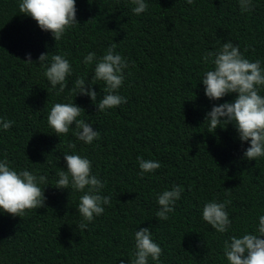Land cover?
<instances>
[{
	"label": "trees",
	"instance_id": "obj_1",
	"mask_svg": "<svg viewBox=\"0 0 264 264\" xmlns=\"http://www.w3.org/2000/svg\"><path fill=\"white\" fill-rule=\"evenodd\" d=\"M20 2L0 0V120L14 121L8 130L0 127V161L45 175L49 185H40L45 206L23 218L0 210V264H131L135 232L145 227L163 249L160 264H229L224 242L256 234L264 215V157L244 158L250 142L239 139L234 124L208 131L213 105L234 102L237 94L206 96L202 78L214 65L203 56L231 42L264 69V0H252V11L243 13L239 0H145L149 7L140 15L131 0H76L79 22L57 42L20 12ZM113 44L129 64L117 93L127 103L98 112L90 96L71 89L83 78L99 102L105 83H90L97 61H83L89 52L98 60ZM57 54L73 69L59 95V85L44 75ZM56 103L83 108L78 119L99 139L80 141L75 122L68 134H55L47 117ZM65 153L88 158L92 174L106 182L100 194L111 197L83 232L77 206L84 193L55 187L57 173L66 171ZM138 156L162 166L141 176ZM174 185L183 187L181 198L168 220H158L157 196ZM212 200L231 201L225 233L202 218Z\"/></svg>",
	"mask_w": 264,
	"mask_h": 264
},
{
	"label": "clouds",
	"instance_id": "obj_2",
	"mask_svg": "<svg viewBox=\"0 0 264 264\" xmlns=\"http://www.w3.org/2000/svg\"><path fill=\"white\" fill-rule=\"evenodd\" d=\"M91 2V0H90ZM135 5L133 13L140 15L148 10L145 0H131ZM193 4L194 0H187ZM241 12H250L253 8L252 0H239ZM19 10L33 18L39 27L51 32L54 39L60 41L65 33L79 21L77 20L76 0H21ZM116 45L109 46L105 54L97 60L95 52H89L83 63L91 65L97 61L94 75L90 83L103 81L105 95L97 102L98 93L94 88L86 87L83 78H77L71 91L79 90L77 94L90 96L98 107V112L116 108L127 103V98L118 93L125 80L124 70L129 67L128 61L115 51ZM248 49L245 48V51ZM48 60L47 53H42L38 62L42 65ZM26 61H32L28 54ZM205 63L214 65L212 70L205 73L202 83L205 85V94L211 100H220L228 94L236 93L234 102L214 104L206 114L205 121L209 122V132H215L218 126L234 124L242 142H250L244 151L245 159L258 161L264 157V69L261 61L251 62L245 58L238 46L231 42L222 44L216 52H206L203 56ZM72 66L65 55H53L50 66L46 67L44 75L55 88L59 85L57 95L68 87V77L72 74ZM49 91V90H48ZM82 109L76 104L56 103L48 114V124L53 132L60 137L69 133L75 122L77 131L75 135L80 141L92 144L99 139L100 132L94 130L92 125L81 116ZM223 118V119H222ZM14 121L0 120V127L8 130ZM225 127V126H224ZM70 147L74 148L72 144ZM66 171L61 170L55 187L59 189L70 188L84 193L77 206L82 220L78 225L81 232L87 229L95 217L105 212L104 205H110L111 197L101 195L106 182L92 174V163L86 157L78 154H64ZM140 175L154 173L161 168V163L155 160H145L138 156ZM40 185H49L45 175H35L28 170L16 171L9 166L5 159L0 161V210L15 217H24L29 211L45 206L47 197ZM183 187L174 185L171 190L158 194L157 202L160 206L156 213L158 220H168L169 213L174 212L176 202L181 198ZM138 197V196H137ZM136 197V198H137ZM230 200L218 202L209 201L203 207L202 218L216 231L225 233L231 227L229 214L225 210ZM135 252L131 264H148L149 258L160 264L163 249L153 241L149 228H141L135 232ZM224 255L229 264H264V215L259 216L256 234H244L242 237L231 236L224 242ZM120 264H126L124 260Z\"/></svg>",
	"mask_w": 264,
	"mask_h": 264
}]
</instances>
